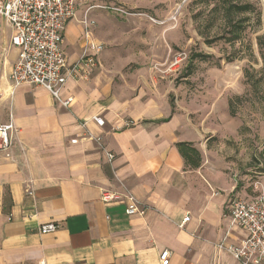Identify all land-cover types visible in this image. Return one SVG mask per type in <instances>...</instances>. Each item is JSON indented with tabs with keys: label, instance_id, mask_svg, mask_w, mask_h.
<instances>
[{
	"label": "crops",
	"instance_id": "crops-1",
	"mask_svg": "<svg viewBox=\"0 0 264 264\" xmlns=\"http://www.w3.org/2000/svg\"><path fill=\"white\" fill-rule=\"evenodd\" d=\"M81 18L64 32L69 61L80 53ZM11 35L0 19V125L11 119L17 131L10 151L0 153V264H160L164 250L168 264H239L214 248L229 229L228 200L243 191L225 158L214 157L206 120L170 100L164 87L133 94L127 82H111L101 55L88 81L66 84L68 108L43 88L12 89L18 51ZM179 142L201 152L198 169L185 167ZM103 191L130 192L146 214L127 216L123 202L101 200ZM48 223L58 229L41 234ZM241 235L232 229L227 242Z\"/></svg>",
	"mask_w": 264,
	"mask_h": 264
},
{
	"label": "rangeland",
	"instance_id": "rangeland-1",
	"mask_svg": "<svg viewBox=\"0 0 264 264\" xmlns=\"http://www.w3.org/2000/svg\"><path fill=\"white\" fill-rule=\"evenodd\" d=\"M229 2L79 0L77 16L88 11L95 21L111 82H127L133 94L164 87L170 100L206 120L214 157L225 158L244 195L264 183V42L257 44L264 37V0H241L252 12L231 22L224 16ZM230 23L239 25L235 42L227 40Z\"/></svg>",
	"mask_w": 264,
	"mask_h": 264
},
{
	"label": "built area",
	"instance_id": "built-area-1",
	"mask_svg": "<svg viewBox=\"0 0 264 264\" xmlns=\"http://www.w3.org/2000/svg\"><path fill=\"white\" fill-rule=\"evenodd\" d=\"M79 0H0V19L11 29L10 45L17 49V58L10 74L11 88L31 85L45 89L62 107L68 108L73 97L63 96L68 81H88L98 66L103 45L94 38L95 21L85 11L79 24L82 29L80 53L69 61L62 46L67 24L76 19ZM97 127L104 126L100 116L92 117ZM85 125V122L84 124ZM88 138L100 143L98 138ZM17 140V131L11 119L0 125V153H8ZM72 143L75 140H71ZM107 161L114 155L107 153ZM252 195L232 196L226 206L225 216L229 229L222 241L215 243L217 252H226L239 264H264V183L251 186ZM104 203H124L127 216H144L147 208L134 196L103 191ZM189 221V215L182 220L180 228ZM58 226L53 223L39 227L41 234L54 233ZM232 229L242 233L238 243L229 244ZM170 253L164 250L159 255L160 264H168Z\"/></svg>",
	"mask_w": 264,
	"mask_h": 264
},
{
	"label": "trees",
	"instance_id": "trees-1",
	"mask_svg": "<svg viewBox=\"0 0 264 264\" xmlns=\"http://www.w3.org/2000/svg\"><path fill=\"white\" fill-rule=\"evenodd\" d=\"M241 0H230L228 5L224 8V16L229 20L232 21L233 17L236 14H243V13H251L252 7L248 4L238 5L237 3ZM231 27L233 28L230 31V37H228L229 42H235L240 39V29L239 25L230 23ZM264 42V37H258L257 44L261 46ZM264 60V57H263ZM176 150L181 156L184 161L185 167L189 170H196L201 166L202 163V154L201 152L192 144L188 142H179L175 144ZM248 195H252L250 192Z\"/></svg>",
	"mask_w": 264,
	"mask_h": 264
}]
</instances>
